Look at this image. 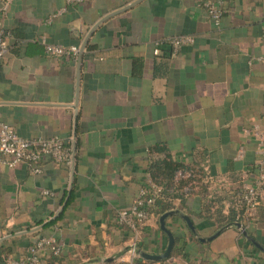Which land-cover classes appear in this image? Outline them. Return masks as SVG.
Returning a JSON list of instances; mask_svg holds the SVG:
<instances>
[{
  "label": "crops",
  "instance_id": "1",
  "mask_svg": "<svg viewBox=\"0 0 264 264\" xmlns=\"http://www.w3.org/2000/svg\"><path fill=\"white\" fill-rule=\"evenodd\" d=\"M202 1L13 0L0 12L9 44L0 121L27 139L60 136L75 153L71 167L47 159L36 174L0 155L1 257L53 237L59 255L78 264L150 260L129 253L133 234L117 216L153 184L158 145L180 162H199L193 190L173 203L202 237L217 231L216 217L197 214L221 205L227 212L264 150V0H225L219 26ZM95 26L81 61L48 55L41 43L82 47ZM179 35L194 42L175 50L169 41ZM167 226L181 237V253L165 264H264V252L235 228L202 242L179 216ZM246 227L264 246V217ZM168 242L154 215L139 249L158 254Z\"/></svg>",
  "mask_w": 264,
  "mask_h": 264
},
{
  "label": "built area",
  "instance_id": "2",
  "mask_svg": "<svg viewBox=\"0 0 264 264\" xmlns=\"http://www.w3.org/2000/svg\"><path fill=\"white\" fill-rule=\"evenodd\" d=\"M13 0H4V5L0 12L4 14ZM72 1V0H69ZM225 0H203L202 5L207 9L211 21L219 26L224 14ZM62 11L54 13L48 18L51 22L52 18L59 15ZM264 38V27L262 30ZM170 44L176 50L183 45L191 44L194 38L190 35L174 36L170 39ZM45 51L48 55L55 57L69 56L75 60L79 59L81 46L72 45L64 46L61 44H53L47 42L45 38L41 39ZM9 51L8 31L6 30L3 20L0 17V60ZM155 54L160 53L157 47L154 50ZM264 61V56L259 58ZM0 155L2 161L8 167H14L19 163H25L30 172L33 174L42 171L41 164L44 160H52L58 165L71 167L74 163L75 153L72 145L60 136L50 138H33L27 139L21 137L16 129L9 123L0 121ZM154 190L159 191V188L152 185L143 186L133 204L121 211L117 216L119 225L129 229L132 234V243L130 244L129 253L133 256H138L139 237L141 231L148 225L153 218L154 208L156 207L157 194ZM44 195H49V190L43 191ZM264 203V150H262V159L258 163V171L254 178L241 189L234 190L231 193V200L228 203V209L235 208L244 210V215L248 220H253L256 216L259 207ZM62 251L61 245L53 237H40L34 243L29 245L25 252L17 255H10L2 258L0 264H43L45 255H59ZM259 264V263H246Z\"/></svg>",
  "mask_w": 264,
  "mask_h": 264
},
{
  "label": "trees",
  "instance_id": "3",
  "mask_svg": "<svg viewBox=\"0 0 264 264\" xmlns=\"http://www.w3.org/2000/svg\"><path fill=\"white\" fill-rule=\"evenodd\" d=\"M148 167L150 178L152 183L159 188V191L154 190L156 193V207L154 208V214L159 219L162 214L165 212L176 209V205L173 203V200L176 197H182L184 199V194L180 193L185 187L189 188V192L193 190L192 186L195 184L196 180L199 177L195 175L200 173L202 174V167H199V162H194L191 164L183 163L176 160L167 150L165 145H158L154 147L151 151V159ZM199 175V174H198ZM206 210V209H205ZM204 208L201 213L197 214L199 216L206 217H216L218 228L231 223V222H243L245 225L248 223V220L244 215V210H237L235 208H230L227 212L224 211V206L221 205L214 213H209L205 211ZM264 217V206H260L258 212L253 220H261ZM181 240L180 236H176V244L173 249L172 256H177L181 253L179 248V242ZM5 251V250H4ZM7 254L0 256L2 258L14 255L12 251L6 250ZM185 256V255H184ZM164 261H155V260H144L140 257L136 258L133 262H106L102 264H165ZM46 264H78L76 260L68 255H54L50 254L47 258Z\"/></svg>",
  "mask_w": 264,
  "mask_h": 264
},
{
  "label": "water",
  "instance_id": "4",
  "mask_svg": "<svg viewBox=\"0 0 264 264\" xmlns=\"http://www.w3.org/2000/svg\"><path fill=\"white\" fill-rule=\"evenodd\" d=\"M136 3V1L134 2ZM132 3V4H134ZM131 4V5H132ZM119 12V11H118ZM114 14V13H113ZM96 28V26L91 30V32L89 33V35L87 36L85 42L83 43L82 47H81V53H80V56H79V61H81V57H82V54L84 52V49L86 47V44H87V41L88 39L90 38L92 32L94 31V29ZM171 216H179L181 217L182 219H184L186 222H187V225L190 227V229L192 230V232L197 236V238L202 241V242H210L212 240H214L216 237H218L220 234H222L224 231L228 230V229H237L239 230L246 238L248 241H250L251 243H253L257 248H259L260 250H262L264 252V246L258 242L254 237H252L246 227V225L243 223V222H231V223H228L220 228L217 229V231L215 233H213L212 235L208 236V237H202L196 226L194 225L191 217L188 215V214H185L183 213L180 209H172V210H169L167 212H165L164 214H162L159 218V222H160V227L161 229L168 235L169 237V242H168V245H167V248L165 249L164 252L162 253H149V252H146V251H143V250H140L138 248L137 250V254L139 256H142L143 258H146V259H150V260H155V261H164L166 259H168L171 254H172V251L174 249V245H175V242H176V239H175V234L173 233V231L171 229H169V227L167 226V219ZM129 250V249H128ZM109 260V259H108ZM111 260V259H110Z\"/></svg>",
  "mask_w": 264,
  "mask_h": 264
},
{
  "label": "rangeland",
  "instance_id": "5",
  "mask_svg": "<svg viewBox=\"0 0 264 264\" xmlns=\"http://www.w3.org/2000/svg\"><path fill=\"white\" fill-rule=\"evenodd\" d=\"M197 177H199V175H197Z\"/></svg>",
  "mask_w": 264,
  "mask_h": 264
}]
</instances>
